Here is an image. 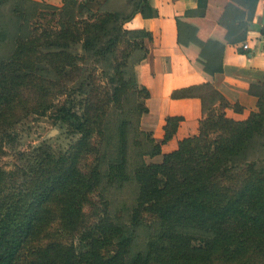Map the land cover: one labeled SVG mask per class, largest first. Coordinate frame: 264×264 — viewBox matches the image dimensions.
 Segmentation results:
<instances>
[{
  "label": "trees",
  "instance_id": "obj_1",
  "mask_svg": "<svg viewBox=\"0 0 264 264\" xmlns=\"http://www.w3.org/2000/svg\"><path fill=\"white\" fill-rule=\"evenodd\" d=\"M7 1L0 0V6ZM62 1L74 5L76 0ZM205 1L197 0V6L205 7ZM130 5L132 12L125 20L149 12L146 0H131ZM16 14L21 18L22 12ZM116 19L117 12L108 10L59 27L32 25L26 38L17 39L11 57L0 60V126L31 128V111L23 116L13 112L16 105L27 103L28 91L34 98L33 111L42 110L40 121L59 125L76 137L66 149L42 142L22 155L29 185L0 196V264H264V168L254 161L232 165L252 141L264 138V81L250 84L249 94L258 99L256 110L241 121L224 115L225 108H240L230 105L211 82L173 90L171 99H199L198 133L160 154L159 145L173 136L180 117H167L163 138L152 140L138 121L147 111L141 101L149 98V91L134 74L124 78L120 69L132 50L142 51L137 62L147 57L150 34L122 31L106 41V50L96 41L83 40L103 32ZM127 33L130 38L121 36ZM120 44L126 50L122 56L117 55ZM89 46L98 47V54H114L115 84L110 91L96 83L89 66L80 63L84 57L79 50ZM41 65L52 72V80L36 76ZM56 95L62 98L52 104ZM126 96L137 99L138 128L151 146L145 155L161 159L147 163L140 156L132 169L137 194L131 220L145 218L156 224L137 250L132 246L134 235L114 221L108 201L97 191L99 165L87 160L97 152L94 137L108 105L119 106ZM49 109L51 118L43 116ZM125 124L117 146L121 158L109 164L105 176L108 186L124 177ZM4 140L12 148L17 144L13 135ZM117 163L121 169L114 173ZM5 174L1 167L0 195Z\"/></svg>",
  "mask_w": 264,
  "mask_h": 264
},
{
  "label": "crops",
  "instance_id": "obj_2",
  "mask_svg": "<svg viewBox=\"0 0 264 264\" xmlns=\"http://www.w3.org/2000/svg\"><path fill=\"white\" fill-rule=\"evenodd\" d=\"M31 1L62 5V0ZM230 1L233 6L206 0L199 8L197 0H146L149 12L135 13L128 23V29L150 34L147 57L133 68L136 82L149 91L140 129L159 142L165 119L181 120L173 136L159 145L160 154L198 133L199 99H171L173 90L208 81L230 105L240 108H225L228 119L245 120L256 110L258 99L249 94V86L264 81V0ZM151 159L161 161L160 155Z\"/></svg>",
  "mask_w": 264,
  "mask_h": 264
},
{
  "label": "rangeland",
  "instance_id": "obj_3",
  "mask_svg": "<svg viewBox=\"0 0 264 264\" xmlns=\"http://www.w3.org/2000/svg\"><path fill=\"white\" fill-rule=\"evenodd\" d=\"M107 2L104 3L103 0H89L88 2H85V0H76L73 5L72 3L64 4L62 1L60 7H55L39 1L36 4L22 0L7 1L2 7L0 6V60H8L11 57V54L16 49L17 39L26 38L30 34L32 25L39 24L59 27L65 21L86 18L91 12L102 13L110 10L112 12L115 11V13L117 12L118 19L113 20L98 35L83 37L85 42L88 40L96 41L97 46L101 50H106L105 44L109 38L120 34L122 31H131L128 29L130 20H125L124 18L132 12L131 0H113V2L112 0H108ZM217 3H222V6H227L228 3L231 6L234 5L230 0H217ZM235 6L239 7V5ZM19 11L22 12L21 18L16 14ZM121 36H124L125 39L131 37L128 33L126 36ZM121 36H118V38ZM118 47L119 53L117 55L122 56V53L126 51L125 46L120 44ZM97 48L89 46L86 50L80 49V54L84 57L80 63L89 66L96 79V83L106 87L110 91L115 84L113 73L114 54L112 55L109 52H101L98 54L95 52ZM141 52V50H132L129 57L121 62L120 69L123 72L124 78H129L130 73L134 74L133 68L135 62H137L136 57L140 56ZM197 62L198 60H196ZM35 74L36 76L51 80L54 77L52 72L45 67L42 68V65ZM25 92L27 103L23 104V107L16 105L13 112L14 115L20 116L33 113L34 120L30 122L31 128L28 129V127L18 124L13 125L12 128L10 125H6V123L0 126V168L2 167L7 172L4 176V186L0 195L3 197L18 193L21 189L29 185V180H27L26 175H29L30 172L22 171V155L24 153L29 152L35 146H39L42 142L66 149L76 138L67 135L65 129L59 125L40 121L38 117L42 110L33 111L34 102L31 100L34 98H29L28 91ZM61 98L58 95L54 96L52 104H56ZM136 102V98L126 96L119 106L113 104L108 105L99 131L94 137L97 152L87 159L93 166L96 164L99 165L102 176L97 191L102 198L108 201L109 214L114 221H120L124 229L134 235L133 250L142 248L150 234L152 235L156 228L155 222L145 220V218H139L136 223L131 220L132 207L136 203L137 194V185L132 178V169L140 161V156L147 163L153 161V159L145 155L151 146L147 141L148 137L145 133L139 131L140 126L138 128L137 124L139 113L135 109ZM141 102L145 104V100ZM213 110L215 113L218 112L217 105L213 106ZM51 112L52 110L49 109L44 112L43 116L51 118ZM124 122L126 123L124 130V135H126L124 155L126 163L123 167L124 177L108 186L105 184L108 166L111 162H116L121 158L117 146L121 135H123ZM8 134L13 135L17 142L14 148L10 147L4 140V137ZM243 161H254L258 168H264V138L252 141L244 153L235 158L232 165L238 166ZM117 167L119 169L115 167L113 169L114 173L121 169L118 163ZM15 198L16 195L11 199L15 201Z\"/></svg>",
  "mask_w": 264,
  "mask_h": 264
},
{
  "label": "built area",
  "instance_id": "obj_4",
  "mask_svg": "<svg viewBox=\"0 0 264 264\" xmlns=\"http://www.w3.org/2000/svg\"><path fill=\"white\" fill-rule=\"evenodd\" d=\"M242 48H243L244 50L248 49L247 44H243V45H242Z\"/></svg>",
  "mask_w": 264,
  "mask_h": 264
}]
</instances>
